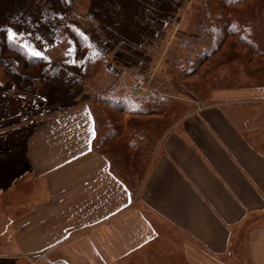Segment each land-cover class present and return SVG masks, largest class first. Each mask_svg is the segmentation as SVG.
Returning <instances> with one entry per match:
<instances>
[{"label":"crops","instance_id":"crops-1","mask_svg":"<svg viewBox=\"0 0 264 264\" xmlns=\"http://www.w3.org/2000/svg\"><path fill=\"white\" fill-rule=\"evenodd\" d=\"M260 75H234L202 102L179 99L187 111L138 122L133 150L101 142L110 116L101 122L84 99L0 126V225L16 227L26 251L13 255L11 241L0 259L152 264L167 248L172 262L264 264Z\"/></svg>","mask_w":264,"mask_h":264},{"label":"rangeland","instance_id":"rangeland-1","mask_svg":"<svg viewBox=\"0 0 264 264\" xmlns=\"http://www.w3.org/2000/svg\"><path fill=\"white\" fill-rule=\"evenodd\" d=\"M212 1L0 0V126L5 127L12 118L20 123L37 118L76 99L86 100L92 111H110L112 104L105 100L138 109L143 101L133 97L140 95L129 94L137 81L147 88L143 94L155 93L163 101L157 113L130 116L141 123L166 113L187 111L191 105L181 104L179 99L202 102L220 85L235 82L234 75H242L246 81L251 73L260 71L261 80L264 0H233L237 2L227 7L239 30L242 24L255 34L261 54L251 64L248 60L253 53L232 36L215 53L203 58L204 51L219 43L214 40L209 45L206 4ZM9 29L16 34L13 39L8 38ZM215 30L212 27L210 34L227 32ZM98 112L102 122L104 114ZM165 124L161 122L159 129ZM101 130L107 134L106 126ZM109 139L110 144H124L120 138ZM20 192L19 200L23 201L26 193L23 189ZM1 213L18 216L19 220L25 214ZM18 232L16 227L11 232V226L0 225V253L12 251L11 241L17 246L12 233ZM7 238L10 243L4 248ZM13 249V255L26 252L25 248ZM174 252L159 250L152 264H187L178 253L179 261L172 262L170 255ZM15 261L28 264L26 258L0 259V264Z\"/></svg>","mask_w":264,"mask_h":264},{"label":"trees","instance_id":"trees-1","mask_svg":"<svg viewBox=\"0 0 264 264\" xmlns=\"http://www.w3.org/2000/svg\"><path fill=\"white\" fill-rule=\"evenodd\" d=\"M237 1L233 0H213L212 2H207L206 7V19L208 20L207 24L209 25V35H210V44L212 45L214 40L218 41V46L215 48L211 47L209 50H206L203 52V58H207L212 53H215L218 50V47L221 43L224 42V40L228 36H232L235 38L236 41H238L241 45H245L253 54L252 56H249L248 63H252L255 61V58L258 57L260 51L257 49L255 45V34L249 26L243 27L242 24L239 26L242 27V29L239 30L236 26V21L233 20L234 14L231 13V11L227 10V7L230 5H233ZM226 10L225 12H223ZM225 18V20H223ZM215 28L218 32H221L222 30H227L226 33H211L210 30L212 27ZM234 27V28H233ZM218 34V35H217ZM220 35V36H219ZM256 55V56H255ZM255 56V57H254ZM157 97L155 93H147L140 96L133 97L134 99H138L140 101H143L141 108H128L124 106V102L121 103L117 100H105L106 103H111L112 107L110 111H106L104 108L100 109L98 111L103 112V116L108 115L110 116V121L112 122L111 128L107 134H105L104 137H101V142L106 141L109 138H120L124 142L125 148L134 149L135 144L133 142V137L140 130L139 123L132 121L130 116L134 115H142L147 116L150 112L147 110V106L153 102V100ZM93 110L92 113L95 117L99 115L100 112ZM108 113V114H105ZM102 114V113H101ZM149 121H145L142 126L145 125V123H149ZM154 123L151 121V124ZM141 126V127H142ZM127 130V131H125ZM137 135V134H136ZM128 139V140H127ZM125 155H123V160L125 162H129L132 160V156L130 154H127V151H125ZM126 171V168L124 169ZM125 178L127 176L125 175ZM52 264H62L60 262H55Z\"/></svg>","mask_w":264,"mask_h":264},{"label":"built area","instance_id":"built-area-1","mask_svg":"<svg viewBox=\"0 0 264 264\" xmlns=\"http://www.w3.org/2000/svg\"><path fill=\"white\" fill-rule=\"evenodd\" d=\"M153 69L155 70V67ZM146 91V86L142 85L140 82L137 81L132 85L131 89L129 90V94L142 95ZM162 103V98L158 96L146 108L150 113H157L161 110Z\"/></svg>","mask_w":264,"mask_h":264},{"label":"snow or ice","instance_id":"snow-or-ice-1","mask_svg":"<svg viewBox=\"0 0 264 264\" xmlns=\"http://www.w3.org/2000/svg\"><path fill=\"white\" fill-rule=\"evenodd\" d=\"M16 34L12 32L11 29L8 30V38L13 39ZM29 51H33L32 49H29ZM35 55H41L39 52H33Z\"/></svg>","mask_w":264,"mask_h":264}]
</instances>
